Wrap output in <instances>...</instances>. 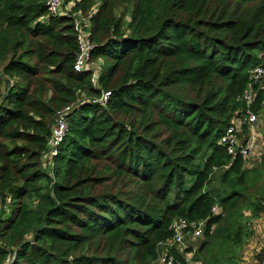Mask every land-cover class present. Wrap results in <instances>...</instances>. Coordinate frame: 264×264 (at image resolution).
<instances>
[{
    "label": "trees",
    "instance_id": "16d2710c",
    "mask_svg": "<svg viewBox=\"0 0 264 264\" xmlns=\"http://www.w3.org/2000/svg\"><path fill=\"white\" fill-rule=\"evenodd\" d=\"M46 2L0 0V264H151L177 219L205 222L201 264H237L225 249L251 235L245 212L264 214V156L246 169L220 140L264 67V0H63L55 16ZM77 12L95 81L73 70Z\"/></svg>",
    "mask_w": 264,
    "mask_h": 264
},
{
    "label": "built area",
    "instance_id": "2783aa9c",
    "mask_svg": "<svg viewBox=\"0 0 264 264\" xmlns=\"http://www.w3.org/2000/svg\"><path fill=\"white\" fill-rule=\"evenodd\" d=\"M80 1V0H74ZM68 12L73 6V2L69 3ZM46 5L50 14L53 16L67 15L63 7V0H47ZM68 5V4H67ZM62 6V11L60 10ZM73 25L76 31V42L78 52L73 64V70L76 73H84L87 71L93 72V81L99 70L95 69L97 66L91 68L90 56L92 50L96 47L89 41V19L82 17L80 12L71 14ZM250 84L244 92L241 100L245 103L246 111L239 117L233 118L226 129L225 135L220 140V145L224 146L228 155L232 160L241 157L246 164V160L255 155L256 151V136L259 132V115L251 110L253 102L256 97L254 86L259 90H264V67L258 66L251 71ZM109 93H103L100 98L85 100L93 104L105 105L109 99ZM74 110V106H67L63 110L56 113L55 125L51 130L50 137L46 143L47 153L46 156L51 159L57 156L60 146L68 131L67 118ZM246 127V134L243 133V127ZM53 164H50L52 169ZM220 209L214 206L211 209L212 215H218ZM205 222L189 223L184 219H177L173 221L169 227L170 239L163 243V248L157 255V259L151 264H180L175 257L169 253L170 248H175L181 257L184 259L185 264H201L200 261L193 262L192 257L197 253L198 245L203 237ZM188 243V244H187Z\"/></svg>",
    "mask_w": 264,
    "mask_h": 264
},
{
    "label": "rangeland",
    "instance_id": "374dc122",
    "mask_svg": "<svg viewBox=\"0 0 264 264\" xmlns=\"http://www.w3.org/2000/svg\"><path fill=\"white\" fill-rule=\"evenodd\" d=\"M69 7H71L70 4L66 5L63 11L67 13ZM60 10L62 11V6ZM85 30L87 31L88 29L85 28ZM257 114L259 115V132L258 135L255 137L256 153L255 155L253 154L246 160V164L244 165L246 169L256 168L258 165H260L261 159L264 156V108L262 109L261 113ZM261 171L262 170H260V172ZM258 185L259 183L257 182V188ZM261 195L262 194L258 190L256 195L257 198H259ZM245 217H247L248 219L244 221L243 224L245 226L246 233L248 232V235H250L251 233V235L249 237H244L242 240L243 242L238 246L231 244L228 245V247L225 249L224 255L226 258L235 256V261L237 264H259L261 261L260 258H262L260 255H262L261 253L264 251V214L257 213L256 215H253L252 213L245 212ZM217 250L218 249L215 248L214 251ZM195 256L192 257V261H200ZM259 256L260 258H258ZM225 260L227 259L224 258V261L221 264H225Z\"/></svg>",
    "mask_w": 264,
    "mask_h": 264
},
{
    "label": "crops",
    "instance_id": "0c3cea01",
    "mask_svg": "<svg viewBox=\"0 0 264 264\" xmlns=\"http://www.w3.org/2000/svg\"><path fill=\"white\" fill-rule=\"evenodd\" d=\"M260 264V263H259ZM261 264H264V260L261 262Z\"/></svg>",
    "mask_w": 264,
    "mask_h": 264
},
{
    "label": "water",
    "instance_id": "95a60500",
    "mask_svg": "<svg viewBox=\"0 0 264 264\" xmlns=\"http://www.w3.org/2000/svg\"><path fill=\"white\" fill-rule=\"evenodd\" d=\"M11 254H12V252H11Z\"/></svg>",
    "mask_w": 264,
    "mask_h": 264
}]
</instances>
